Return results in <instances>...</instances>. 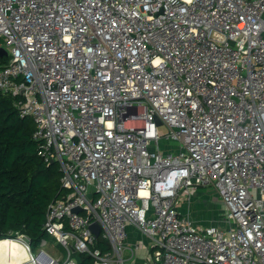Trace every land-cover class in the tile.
I'll return each mask as SVG.
<instances>
[{"label":"built area","instance_id":"built-area-1","mask_svg":"<svg viewBox=\"0 0 264 264\" xmlns=\"http://www.w3.org/2000/svg\"><path fill=\"white\" fill-rule=\"evenodd\" d=\"M0 48L65 188L43 225L65 256L18 234L27 264H125L128 225L154 264H264V0H0ZM200 187L227 230L179 209Z\"/></svg>","mask_w":264,"mask_h":264},{"label":"trees","instance_id":"trees-1","mask_svg":"<svg viewBox=\"0 0 264 264\" xmlns=\"http://www.w3.org/2000/svg\"><path fill=\"white\" fill-rule=\"evenodd\" d=\"M9 56L0 55V67ZM35 122L21 117L11 95L0 94V240L25 234L33 249L49 237L43 228L50 201L63 197L62 171L57 162L47 164L38 154ZM97 246L107 249L99 235ZM80 264H94L87 253L74 252Z\"/></svg>","mask_w":264,"mask_h":264},{"label":"crops","instance_id":"crops-1","mask_svg":"<svg viewBox=\"0 0 264 264\" xmlns=\"http://www.w3.org/2000/svg\"><path fill=\"white\" fill-rule=\"evenodd\" d=\"M197 191L193 193L190 201L182 200V202L179 205V209L182 212L189 214L191 218L194 221H196L200 226H207V222L206 223L203 222L202 218L200 217V214H201V212L199 211L200 208L199 206H197L199 202L198 198L200 196L198 197ZM223 212H222V215H223ZM127 232H128L127 238L124 241L125 248L123 249L124 263L125 264H154L153 258H152V249L150 247V242L147 239V237L143 235L133 225L127 226ZM52 239L55 240L53 237ZM136 244H141V245L138 246V248L136 249L135 248ZM57 256L64 257L65 255H57Z\"/></svg>","mask_w":264,"mask_h":264},{"label":"rangeland","instance_id":"rangeland-1","mask_svg":"<svg viewBox=\"0 0 264 264\" xmlns=\"http://www.w3.org/2000/svg\"><path fill=\"white\" fill-rule=\"evenodd\" d=\"M162 130L167 132L168 128L164 126ZM197 194L198 197L200 196L197 206L200 208L199 211L201 212L200 217L202 221L207 222V226H216L227 230L229 228L228 219L225 215H222L225 205L215 189L212 187H200ZM49 241L50 243L47 246L49 252L55 255H65V250L59 243L52 238H49ZM9 258L10 256L7 252L0 253V261H4L3 259L9 260ZM12 264L16 263L14 262ZM23 264H27V262Z\"/></svg>","mask_w":264,"mask_h":264},{"label":"bare ground","instance_id":"bare-ground-1","mask_svg":"<svg viewBox=\"0 0 264 264\" xmlns=\"http://www.w3.org/2000/svg\"><path fill=\"white\" fill-rule=\"evenodd\" d=\"M5 252L9 254L10 258L9 260L3 259L4 261H0V264H12L14 262L16 264H23L27 260V253L24 246L16 240H11L10 238L0 240V253Z\"/></svg>","mask_w":264,"mask_h":264},{"label":"water","instance_id":"water-1","mask_svg":"<svg viewBox=\"0 0 264 264\" xmlns=\"http://www.w3.org/2000/svg\"><path fill=\"white\" fill-rule=\"evenodd\" d=\"M7 54H8V51H7L6 49H4V48H0V55H7ZM158 124H161V122L159 121ZM74 210H75V211H79L80 208H75ZM91 227H92V229L94 230L95 234H96L97 236H99L100 233H101V226H100V224L97 223V222H95V223H93V224L91 225Z\"/></svg>","mask_w":264,"mask_h":264}]
</instances>
